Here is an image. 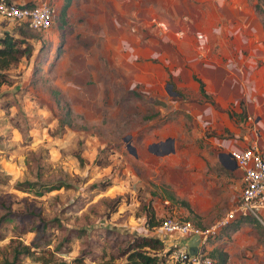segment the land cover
Masks as SVG:
<instances>
[{
    "label": "rangeland",
    "instance_id": "rangeland-1",
    "mask_svg": "<svg viewBox=\"0 0 264 264\" xmlns=\"http://www.w3.org/2000/svg\"><path fill=\"white\" fill-rule=\"evenodd\" d=\"M13 1L55 13L37 30L0 16L25 53L0 84V260L38 241L17 264H120L115 231L147 233L150 212L210 228L236 205L240 170L218 154L264 148L257 0H70L60 24L63 0ZM28 211L46 221L43 238ZM151 233L165 264H182L173 236ZM214 247L227 264H264V226L231 220Z\"/></svg>",
    "mask_w": 264,
    "mask_h": 264
},
{
    "label": "built area",
    "instance_id": "built-area-1",
    "mask_svg": "<svg viewBox=\"0 0 264 264\" xmlns=\"http://www.w3.org/2000/svg\"><path fill=\"white\" fill-rule=\"evenodd\" d=\"M55 10L46 2L25 4L13 0H0V16L8 20L20 22L31 29H46L51 24ZM230 158L240 170L242 187L236 205L228 210L215 224L199 227L190 220L167 215L155 226L160 238L162 235L174 237H189L198 235L197 250L193 255L186 251V246H180L169 241V257L182 264H214L208 255L207 239L213 237L216 231L229 221L250 216L264 226V148L255 140L240 148L229 151Z\"/></svg>",
    "mask_w": 264,
    "mask_h": 264
},
{
    "label": "trees",
    "instance_id": "trees-1",
    "mask_svg": "<svg viewBox=\"0 0 264 264\" xmlns=\"http://www.w3.org/2000/svg\"><path fill=\"white\" fill-rule=\"evenodd\" d=\"M69 3L70 0H63L60 11L58 13V20H60L59 24L60 22L64 21L65 10ZM254 6L262 14V22L264 25V0H257ZM21 44V40L7 30H3L0 33V84L6 83L8 81L5 70H7L10 66H13L16 62H18L20 57L25 54L23 49L24 47H22ZM192 77L197 81L198 90L201 95L204 97H208L207 102L213 105L215 108L221 109V107L218 106L219 104L214 101V99L208 96L203 88L202 81L198 79L194 74H192ZM23 214L24 216H26V218L32 217L33 219L40 222L39 225H36L29 230L36 231L38 238H43V236H45L44 230L46 228V221L43 220V218L38 219L37 215L32 211L24 212ZM6 215L7 214H4L2 216ZM18 219L20 221H23L25 218L21 214L18 216ZM33 221L34 220H32L31 222ZM158 223L159 221H154L153 213L150 212L149 217L145 220V225L149 229L147 233L138 234L135 236L128 235V237L115 231V235L119 236V240H121L120 253H124L125 255L124 261L120 264H165L164 259L158 252L159 248L161 247V240L151 233L152 229H154ZM48 243L49 240L43 241L44 245ZM41 246L42 244H39L38 241H30L29 244L17 241L11 249V258L8 259L7 257H3L0 260V264H17V260L20 258V256L30 255L35 250H37L36 248H40ZM31 247H34V249H31ZM208 255L214 260V264H227L226 252L222 249L214 247L210 251H208ZM77 261L80 262V260Z\"/></svg>",
    "mask_w": 264,
    "mask_h": 264
},
{
    "label": "water",
    "instance_id": "water-1",
    "mask_svg": "<svg viewBox=\"0 0 264 264\" xmlns=\"http://www.w3.org/2000/svg\"><path fill=\"white\" fill-rule=\"evenodd\" d=\"M128 148H129V151L130 152H133L134 149L129 145L127 144ZM218 158L220 160V162H222L226 167L228 168H233L235 167V163L234 161L230 158V155L229 153L227 152H220L218 154ZM198 235L197 234H192L190 235L186 242H185V245H186V251L190 254V255H193L196 250H197V243H198Z\"/></svg>",
    "mask_w": 264,
    "mask_h": 264
}]
</instances>
